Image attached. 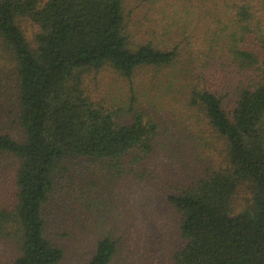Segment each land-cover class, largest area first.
<instances>
[{
    "label": "trees",
    "instance_id": "obj_1",
    "mask_svg": "<svg viewBox=\"0 0 264 264\" xmlns=\"http://www.w3.org/2000/svg\"><path fill=\"white\" fill-rule=\"evenodd\" d=\"M221 1L206 8L215 20ZM225 5L228 22L206 42L212 75L186 96L205 134L185 147L187 177L165 195L178 224L174 264H264V0ZM131 14L129 0H0V264H61L47 203L73 180L71 163L108 161L119 175L125 160L154 153L158 123L108 108L91 87L110 71L132 90L139 69L176 62V46L133 39ZM220 64L228 71L218 81ZM241 186L249 198L236 207ZM118 247L111 235L97 238L87 264H111Z\"/></svg>",
    "mask_w": 264,
    "mask_h": 264
},
{
    "label": "rangeland",
    "instance_id": "obj_2",
    "mask_svg": "<svg viewBox=\"0 0 264 264\" xmlns=\"http://www.w3.org/2000/svg\"><path fill=\"white\" fill-rule=\"evenodd\" d=\"M183 1L190 10L181 8ZM218 1L156 0L152 3L141 0L143 7L138 8L134 7L138 0H129L133 39L150 37L158 39L160 46H176V62L158 71L153 67L139 69L132 90L128 81H117L110 71L99 73L91 87L95 99L108 108L113 105L122 109L128 117L141 111L154 119L158 123L156 149L149 161L125 160L119 175L111 171L108 161L71 163L78 170L73 180L61 181L62 189L52 194L47 203L54 210L50 216V232L57 235L65 249L61 264H87L96 239L107 234L119 245L111 264H174L171 253L179 239L178 224L165 195L174 193L187 177L180 160L187 154L185 147L200 141V136H195L199 135L197 131L200 132L202 124L192 114L196 110L188 109L186 96L193 83L212 75L209 57L205 54L206 42L212 41L219 26L228 22L227 15H222L227 10L226 0L218 5V20L206 12L207 7L214 12ZM261 15L264 18V11ZM216 59L224 60L217 55ZM221 67L224 73L218 75V81L226 80L228 71L226 64H220L219 70ZM165 84L171 86L170 93ZM133 94L137 100L133 101L132 111H128ZM215 141L217 147L222 146ZM213 156L219 158L220 154ZM70 183L72 186L67 188ZM248 190L241 186L237 191L236 207L247 201ZM79 196H82L80 200ZM89 201L92 205H88Z\"/></svg>",
    "mask_w": 264,
    "mask_h": 264
}]
</instances>
